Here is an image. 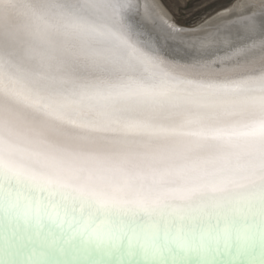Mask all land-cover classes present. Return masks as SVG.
I'll list each match as a JSON object with an SVG mask.
<instances>
[{"label": "snow or ice", "instance_id": "obj_1", "mask_svg": "<svg viewBox=\"0 0 264 264\" xmlns=\"http://www.w3.org/2000/svg\"><path fill=\"white\" fill-rule=\"evenodd\" d=\"M137 7L0 0V264H264V34L168 58Z\"/></svg>", "mask_w": 264, "mask_h": 264}, {"label": "bare ground", "instance_id": "obj_2", "mask_svg": "<svg viewBox=\"0 0 264 264\" xmlns=\"http://www.w3.org/2000/svg\"><path fill=\"white\" fill-rule=\"evenodd\" d=\"M142 39L168 58H200L224 53L264 34V0H236L200 22L174 23L159 0H134Z\"/></svg>", "mask_w": 264, "mask_h": 264}, {"label": "rangeland", "instance_id": "obj_3", "mask_svg": "<svg viewBox=\"0 0 264 264\" xmlns=\"http://www.w3.org/2000/svg\"><path fill=\"white\" fill-rule=\"evenodd\" d=\"M236 0H188L180 8L172 7L168 0H159L178 26L189 27L231 5Z\"/></svg>", "mask_w": 264, "mask_h": 264}]
</instances>
